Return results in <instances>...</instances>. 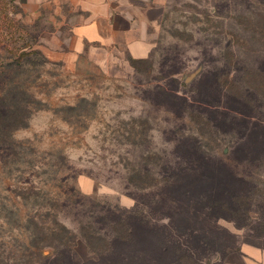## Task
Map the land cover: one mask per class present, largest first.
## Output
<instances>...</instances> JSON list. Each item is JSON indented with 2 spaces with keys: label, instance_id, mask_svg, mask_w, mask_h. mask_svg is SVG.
I'll return each instance as SVG.
<instances>
[{
  "label": "rangeland",
  "instance_id": "374dc122",
  "mask_svg": "<svg viewBox=\"0 0 264 264\" xmlns=\"http://www.w3.org/2000/svg\"><path fill=\"white\" fill-rule=\"evenodd\" d=\"M7 1L22 11L16 0ZM164 6L149 29L151 58L136 63L123 55L105 74L48 60L42 42L50 20L23 17L13 28L12 52L27 43L42 54L22 66L3 55L4 94L18 116L8 136L14 146L0 152V264H32L27 238L34 216L50 223L55 212L74 229L104 206L131 209L129 193L149 202L156 189L136 186L169 176L181 158L180 141L189 136L207 153L237 162L245 177L242 187L228 185V210L219 213L226 218L213 234L224 252L207 264H254L244 251L264 248V0H167ZM166 87L195 101V112L157 93ZM200 220L196 226H210ZM79 254L90 257L83 246Z\"/></svg>",
  "mask_w": 264,
  "mask_h": 264
},
{
  "label": "trees",
  "instance_id": "16d2710c",
  "mask_svg": "<svg viewBox=\"0 0 264 264\" xmlns=\"http://www.w3.org/2000/svg\"><path fill=\"white\" fill-rule=\"evenodd\" d=\"M15 5L0 0V140L6 138L5 142H0V152L12 150L14 141L12 137L8 141V136L10 130L11 133L16 130L13 125L18 116L4 94L7 67L3 55L11 53L12 63L22 66L42 54L27 43L11 51L9 39L16 37L13 28L20 24L21 18L17 21L16 17L22 13ZM177 74L173 72L170 76L176 83ZM160 90L159 95L175 105L181 103L189 115L195 112V101L185 94L169 87ZM180 142L183 145L179 149L181 158L175 161L173 174L153 176L150 187L136 186L142 190L156 189L149 202L129 193L135 200L131 209L104 206L96 218L92 221L86 218L74 229L58 220L55 212L50 223L42 221L39 215L34 216L29 222L27 238L34 249L32 264H207L212 257L223 253L224 250H217L213 235L221 230L219 221L226 218L219 213L228 210L225 207L229 202L224 198L228 185L242 187L245 177L237 162L207 153L196 138L189 136ZM1 158H4L2 154L0 162ZM135 177L143 180L140 173ZM128 180L134 182L129 177ZM238 197L233 194L231 202L237 204ZM197 202L198 208L195 207ZM198 220H208L210 226L205 221L198 227L195 223ZM82 246L90 255L87 260L80 257ZM45 250L50 254L45 255Z\"/></svg>",
  "mask_w": 264,
  "mask_h": 264
},
{
  "label": "crops",
  "instance_id": "0c3cea01",
  "mask_svg": "<svg viewBox=\"0 0 264 264\" xmlns=\"http://www.w3.org/2000/svg\"><path fill=\"white\" fill-rule=\"evenodd\" d=\"M167 0H16L21 19L47 21L52 29L42 42L44 54L81 74H105L123 55L131 61L151 58L149 29L165 12ZM25 14V16H23ZM52 21V22H51ZM52 23V24H51ZM264 264V248L244 251Z\"/></svg>",
  "mask_w": 264,
  "mask_h": 264
}]
</instances>
